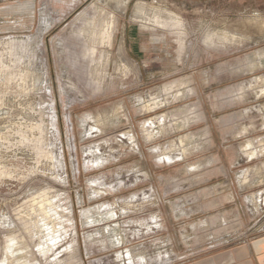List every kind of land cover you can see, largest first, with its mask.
Listing matches in <instances>:
<instances>
[{
    "label": "rangeland",
    "instance_id": "rangeland-1",
    "mask_svg": "<svg viewBox=\"0 0 264 264\" xmlns=\"http://www.w3.org/2000/svg\"><path fill=\"white\" fill-rule=\"evenodd\" d=\"M262 208L264 0H0V264H118L136 230L176 264Z\"/></svg>",
    "mask_w": 264,
    "mask_h": 264
},
{
    "label": "crops",
    "instance_id": "crops-1",
    "mask_svg": "<svg viewBox=\"0 0 264 264\" xmlns=\"http://www.w3.org/2000/svg\"><path fill=\"white\" fill-rule=\"evenodd\" d=\"M227 186L231 188L230 184ZM240 217L243 219L242 215ZM254 225L256 232L252 236L176 264H264V208L257 215ZM147 232L146 230L144 232L134 231L136 237H144V239H138L132 247L124 251L120 250L115 255L114 261L118 264H169L168 248H165L164 246L167 245L163 243L157 244L159 255L153 260L154 258L150 255L152 240L147 238L149 236Z\"/></svg>",
    "mask_w": 264,
    "mask_h": 264
},
{
    "label": "bare ground",
    "instance_id": "bare-ground-1",
    "mask_svg": "<svg viewBox=\"0 0 264 264\" xmlns=\"http://www.w3.org/2000/svg\"><path fill=\"white\" fill-rule=\"evenodd\" d=\"M102 26H104V25H102ZM101 31H103V30H101ZM108 33V32H107ZM101 36H103V35H101Z\"/></svg>",
    "mask_w": 264,
    "mask_h": 264
}]
</instances>
